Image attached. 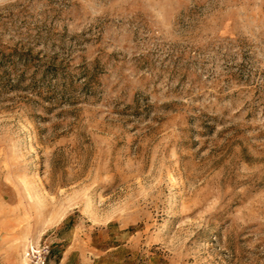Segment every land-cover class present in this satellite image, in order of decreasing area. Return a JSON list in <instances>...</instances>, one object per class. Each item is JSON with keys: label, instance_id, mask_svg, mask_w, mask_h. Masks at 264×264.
<instances>
[{"label": "rangeland", "instance_id": "rangeland-1", "mask_svg": "<svg viewBox=\"0 0 264 264\" xmlns=\"http://www.w3.org/2000/svg\"><path fill=\"white\" fill-rule=\"evenodd\" d=\"M0 264H264V0H0Z\"/></svg>", "mask_w": 264, "mask_h": 264}, {"label": "built area", "instance_id": "built-area-1", "mask_svg": "<svg viewBox=\"0 0 264 264\" xmlns=\"http://www.w3.org/2000/svg\"><path fill=\"white\" fill-rule=\"evenodd\" d=\"M47 253V251H45V254ZM45 254H43V255H38L37 257H38V259H39V261L41 262V263H43L44 262V259H45ZM34 258H35V256H33Z\"/></svg>", "mask_w": 264, "mask_h": 264}]
</instances>
